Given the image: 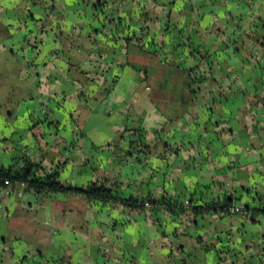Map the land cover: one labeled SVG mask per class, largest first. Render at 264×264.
Masks as SVG:
<instances>
[{
  "label": "crops",
  "instance_id": "0c3cea01",
  "mask_svg": "<svg viewBox=\"0 0 264 264\" xmlns=\"http://www.w3.org/2000/svg\"><path fill=\"white\" fill-rule=\"evenodd\" d=\"M94 1L56 2L57 30L70 36L57 44L31 0H0V168L26 159L63 184L117 186L125 198L185 205L226 194L235 208L264 207V0H111L123 31L142 32L146 52L147 41L160 43L167 64L110 34L87 36L100 29ZM187 46L213 55L204 104L194 94L184 105L177 90L179 70L195 62ZM102 56L106 81L93 78ZM132 65L147 68V86ZM137 129L147 145L139 155L123 137ZM234 211L177 219L8 187L0 264H257L264 217Z\"/></svg>",
  "mask_w": 264,
  "mask_h": 264
},
{
  "label": "trees",
  "instance_id": "16d2710c",
  "mask_svg": "<svg viewBox=\"0 0 264 264\" xmlns=\"http://www.w3.org/2000/svg\"><path fill=\"white\" fill-rule=\"evenodd\" d=\"M57 1L58 0H31L30 3L32 6H36L44 12L45 17H41L36 22H38L39 25L48 24L56 38L53 42L59 44V42L61 43L62 41L69 40L70 36L57 30L60 26V22L57 19V15L60 13V10L56 7ZM110 1L111 0H95L92 3V19L100 25V29L88 33L87 36L98 34V36L102 38H107V35L110 34L111 37L107 39L113 40L115 44H120L119 41H121L126 47L133 46L141 54L147 55V58L150 59H152V57L157 58L159 55L157 60L162 64H167L165 62L166 59L160 57V54H162V52H160L162 50L160 43H154L153 46V43L151 44V42L147 41L146 45H149V51L146 52L143 51L141 47V42L143 41L142 32L140 34H128L127 31H123L125 28L122 26L121 18L112 14ZM85 2H87V0H85ZM165 23L166 27L169 26L168 21ZM120 32H123V35L120 34ZM36 42L35 35L28 39V43L32 47L36 46ZM188 48L187 46L185 53L188 54L191 59L195 60V62L179 70L177 74V90H181L186 96L183 102L184 105H187L193 100L190 96L194 94H201L200 101L204 104L203 99L206 98L208 93V89L205 85L208 84L210 80L208 67L211 66V61L213 60L211 57H213V55L209 57V53L207 52H202L199 49L190 50ZM97 63H99V66L103 65L104 68L102 71H99V73H96V75H93V78L106 81V74L110 70V67L107 66H109L110 63L104 56L100 57ZM201 63H203L202 68L200 65ZM132 66L141 74L140 81L147 86V68L135 65ZM170 69L177 70V67ZM110 88L111 87H105V90ZM197 97L199 96L197 95ZM212 101H214V98ZM255 101H258V97H255ZM142 135L143 132L140 129L126 130L125 136L123 137L128 141V153L139 155L147 151V145H145ZM124 153H127V151ZM8 187L20 193H32V195L42 199L56 194H71L83 196L91 202L97 201L103 204H117L128 209H142L144 211H146V209L148 211L149 209L155 211L156 209L162 208L165 213L177 219L182 217L187 211L192 215L193 219H196L197 217L202 218L205 214H232L236 209L233 204L234 199L232 195L226 194H223L220 198L208 201L200 200V202H198L191 199L183 205L175 204L165 198L158 200L150 196L145 199H137L134 197L125 198L120 194L119 190L116 189L117 186L106 187L105 184L98 182H91L83 187L67 185L57 180V174L55 172H47L40 164L29 162L26 159H23L19 165L0 168V190ZM238 212L242 213L243 216L249 218L251 221L256 220L258 217H264V207L245 205L242 209H239ZM228 249L229 245L225 247V251H228ZM262 257H264V254ZM257 264H264V258L260 259Z\"/></svg>",
  "mask_w": 264,
  "mask_h": 264
},
{
  "label": "built area",
  "instance_id": "2783aa9c",
  "mask_svg": "<svg viewBox=\"0 0 264 264\" xmlns=\"http://www.w3.org/2000/svg\"><path fill=\"white\" fill-rule=\"evenodd\" d=\"M242 208H243V206H240V207L236 208L235 210H239V209H242Z\"/></svg>",
  "mask_w": 264,
  "mask_h": 264
},
{
  "label": "rangeland",
  "instance_id": "374dc122",
  "mask_svg": "<svg viewBox=\"0 0 264 264\" xmlns=\"http://www.w3.org/2000/svg\"><path fill=\"white\" fill-rule=\"evenodd\" d=\"M201 251H202V250H199V254H201ZM195 253H196V252H195Z\"/></svg>",
  "mask_w": 264,
  "mask_h": 264
}]
</instances>
